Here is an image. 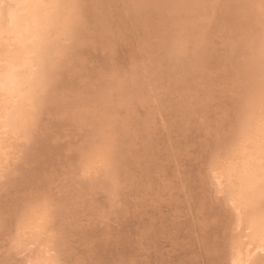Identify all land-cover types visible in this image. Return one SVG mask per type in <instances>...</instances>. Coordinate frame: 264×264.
I'll return each mask as SVG.
<instances>
[{
  "label": "rangeland",
  "instance_id": "374dc122",
  "mask_svg": "<svg viewBox=\"0 0 264 264\" xmlns=\"http://www.w3.org/2000/svg\"><path fill=\"white\" fill-rule=\"evenodd\" d=\"M42 3H0V264H264V0Z\"/></svg>",
  "mask_w": 264,
  "mask_h": 264
},
{
  "label": "bare ground",
  "instance_id": "6f19581e",
  "mask_svg": "<svg viewBox=\"0 0 264 264\" xmlns=\"http://www.w3.org/2000/svg\"><path fill=\"white\" fill-rule=\"evenodd\" d=\"M3 1V0H2ZM7 1V0H6ZM11 2H13L14 4L16 3L17 5V2L18 0H9ZM28 1V0H26ZM7 4V3H6ZM15 5V7L17 8V6ZM26 7V6H25ZM24 8V7H23ZM15 9V8H14ZM17 9H20V8H17ZM13 16L10 15V25H13ZM6 21V20H4ZM17 22V21H16ZM8 27V26H7ZM240 169L243 170V168L240 167ZM239 172V171H238ZM238 172L236 174H238ZM245 172V171H244ZM241 176V173L239 174ZM235 178V177H234ZM237 178H238V175H237ZM241 179V177H240ZM232 180V179H231ZM239 180V179H238ZM229 181V180H228ZM226 182V181H225ZM239 182V183H238ZM236 180V183H235V186H234V191H230L228 193V200L227 201H230V207L229 209L231 210L232 209V212L235 211L236 213L238 212H246L247 211V205L249 203V200H251V196H252V188H253V177L250 178L249 176L248 177H243L242 180L238 181ZM228 183V182H227ZM230 183V182H229ZM233 184V183H231ZM230 189V188H229ZM230 198V200H229ZM227 207V206H226ZM240 215V214H239ZM241 216H242V213H241ZM239 217V216H237ZM264 243H259V245H263ZM8 252V251H7ZM235 253V252H234ZM9 256V254H8Z\"/></svg>",
  "mask_w": 264,
  "mask_h": 264
},
{
  "label": "snow or ice",
  "instance_id": "6c2138e0",
  "mask_svg": "<svg viewBox=\"0 0 264 264\" xmlns=\"http://www.w3.org/2000/svg\"><path fill=\"white\" fill-rule=\"evenodd\" d=\"M0 3H2V0H0ZM16 6H17V8L22 9V8L25 7V6H34V7H36V8H40V7H44V6H46V5H44V4L42 3V0H36L35 5H27L26 0H18Z\"/></svg>",
  "mask_w": 264,
  "mask_h": 264
}]
</instances>
